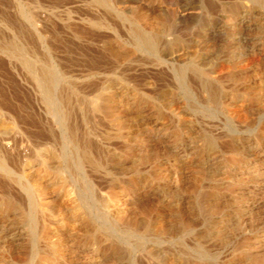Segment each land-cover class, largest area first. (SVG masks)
Here are the masks:
<instances>
[{"label":"rangeland","instance_id":"374dc122","mask_svg":"<svg viewBox=\"0 0 264 264\" xmlns=\"http://www.w3.org/2000/svg\"><path fill=\"white\" fill-rule=\"evenodd\" d=\"M96 1L0 0V264H264V0Z\"/></svg>","mask_w":264,"mask_h":264},{"label":"bare ground","instance_id":"6f19581e","mask_svg":"<svg viewBox=\"0 0 264 264\" xmlns=\"http://www.w3.org/2000/svg\"><path fill=\"white\" fill-rule=\"evenodd\" d=\"M98 1V0H97ZM96 1V2H97ZM102 3H105L107 4V0H100ZM99 2V1H98ZM104 4V5H105ZM107 6V5H106ZM189 9V8H188ZM131 22V21H130ZM137 22V21H135ZM132 25V24H131ZM133 29V28H132ZM144 29V28H143ZM134 31V30H133ZM132 31V32H133ZM90 33V32H89ZM133 34V33H132ZM137 39H138V42L140 44V46L142 47V49H145L147 51H150V52H154L156 51L157 49V43L155 41V39L148 35V34H142V33H136L135 34ZM135 37V38H136ZM138 44V43H137ZM138 44V45H139ZM10 45H12L10 43ZM12 47V46H11ZM13 53L15 54H18V55H22L24 56V59H25V63L28 67V69L30 70V72L32 73V75L34 76V78L37 80V82L39 83L40 87L43 89V91L45 92L46 94V99H47V102L50 103L51 105H53L54 107H58L59 109L56 110L57 112H59L60 109V102L57 98H55L53 96V92L52 90L54 89L55 87V84H56V74H54V71L52 70V65L50 64H47L45 63L42 67V73H36L35 71V67L37 65V62L38 60L36 59L35 56H32V55H24L17 47H12V49H10ZM146 51V52H147ZM8 52V51H7ZM116 53V52H115ZM48 74L51 78V80L49 82H47L44 78V74ZM214 96V95H213ZM60 106V107H59ZM58 117H59V121L60 122V125L63 126L64 125V116L61 112H59L58 114ZM67 117V116H66ZM67 136V135H66ZM69 142L75 147L76 146V139L74 138V136L72 135H69ZM40 144V143H39ZM42 145V144H41ZM73 147V148H74ZM78 150V149H77ZM89 160V159H88ZM74 165V164H73ZM72 165V167H73ZM75 165L76 166H80L79 165V162L76 160L75 161ZM12 168V167H11ZM10 168V166H8L5 162L4 159H2L0 157V171L4 172L6 175H12L14 174V172L12 171V169ZM15 179V178H14ZM26 187V186H25ZM91 198H89L90 200ZM33 224V223H32ZM33 227V226H32ZM121 229V228H120ZM131 232V231H130ZM128 233V232H127ZM133 233V232H132Z\"/></svg>","mask_w":264,"mask_h":264}]
</instances>
